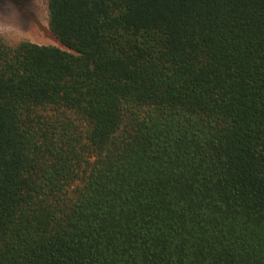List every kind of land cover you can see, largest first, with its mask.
Returning <instances> with one entry per match:
<instances>
[{
  "label": "trees",
  "instance_id": "trees-1",
  "mask_svg": "<svg viewBox=\"0 0 264 264\" xmlns=\"http://www.w3.org/2000/svg\"><path fill=\"white\" fill-rule=\"evenodd\" d=\"M0 38V264H264V0H48Z\"/></svg>",
  "mask_w": 264,
  "mask_h": 264
},
{
  "label": "rangeland",
  "instance_id": "rangeland-1",
  "mask_svg": "<svg viewBox=\"0 0 264 264\" xmlns=\"http://www.w3.org/2000/svg\"><path fill=\"white\" fill-rule=\"evenodd\" d=\"M0 38L62 46L50 28L48 0H0Z\"/></svg>",
  "mask_w": 264,
  "mask_h": 264
}]
</instances>
